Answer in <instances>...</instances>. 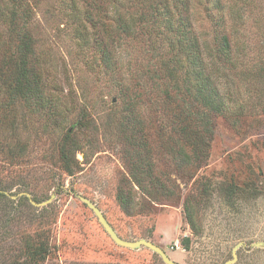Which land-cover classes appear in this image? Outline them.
<instances>
[{
	"label": "rangeland",
	"instance_id": "374dc122",
	"mask_svg": "<svg viewBox=\"0 0 264 264\" xmlns=\"http://www.w3.org/2000/svg\"><path fill=\"white\" fill-rule=\"evenodd\" d=\"M61 1L34 3L59 114H32L22 102L4 112L3 142L23 143L28 157L21 164L0 157V178L12 184L5 192L11 199H28L13 223L4 225L0 211V256L23 257L50 227L52 254L38 264H166L151 248L114 241L85 197L120 237L150 240L181 264H224L234 251L232 264H264V31L251 18L259 0L225 1L233 53L246 61L223 66L219 81L232 95L223 96L225 114L198 136L184 98L168 94L165 58L126 38L117 44L121 70L105 67L99 51L79 44ZM191 1L195 29L212 44L216 23L202 0ZM239 7L249 10L244 21L232 12ZM66 132L79 145L81 168L72 175L59 156ZM136 159L144 164L135 171L141 181L131 174ZM33 211L44 217L31 222Z\"/></svg>",
	"mask_w": 264,
	"mask_h": 264
},
{
	"label": "trees",
	"instance_id": "16d2710c",
	"mask_svg": "<svg viewBox=\"0 0 264 264\" xmlns=\"http://www.w3.org/2000/svg\"><path fill=\"white\" fill-rule=\"evenodd\" d=\"M202 1L205 12L217 27L212 44L202 41L195 29L191 0L61 2L65 5V15L71 20L79 44L88 46L90 50L94 49L93 53L99 51L105 67L114 71L121 70L123 63L117 52V44L126 45V38L149 43L157 56L165 58L168 63L167 76L172 84L169 85L172 92L168 94L174 98H184L186 118L193 123V130L198 136V133L204 135L209 131L214 116L225 114L223 96L232 95L231 91L223 92L219 81L226 75L223 66L234 69L238 65L245 66L246 61L236 57L235 51L233 53L229 17L225 13L226 0ZM40 2L41 0H0V157L12 164L24 162L28 153L27 146L23 143L14 146L8 141L3 142L4 112L8 106L22 102L32 114H40L45 110L55 114L58 112L55 100L57 96L50 91L52 80L48 76L51 72L47 66L46 47L42 46L41 36L44 32L35 17L34 3L39 5ZM258 4L255 5L256 10L251 9V18L257 29L264 31V0H259ZM245 11L249 10L239 7L232 12L235 13V18H242ZM260 71L264 74V61ZM3 96L8 97V100L1 99ZM63 119L62 116L57 122L58 126ZM130 121H133L136 128L142 127L141 120L132 118ZM78 149L75 136L66 132L60 143L59 156L63 171L69 175L81 168V161L77 158ZM149 153L148 150L147 154ZM180 154L188 161L191 158L183 148ZM147 164L146 172L153 176L155 165L152 162ZM142 166L144 164L136 159L131 174L137 181L141 180L135 171ZM11 185L4 184L0 178V211L5 215L4 222L2 220L4 225L18 218L22 200L28 199L26 196L19 197L18 200L11 199L5 193L11 190ZM120 198L123 202L126 200L123 194ZM38 217H44L43 212H30L31 222ZM42 232L38 242H31L26 246L23 257L6 262L0 256L1 264H38L46 260L52 254L50 227ZM188 241L186 239V247L189 245Z\"/></svg>",
	"mask_w": 264,
	"mask_h": 264
},
{
	"label": "water",
	"instance_id": "95a60500",
	"mask_svg": "<svg viewBox=\"0 0 264 264\" xmlns=\"http://www.w3.org/2000/svg\"><path fill=\"white\" fill-rule=\"evenodd\" d=\"M82 198L87 204H89L93 208V210L97 214L101 224L104 226L106 231L110 234L112 239L114 241H116L118 244L126 246V247H130V248H139L141 246H146V247L151 248L154 251L158 252L166 264H181L180 262L171 258L170 255L161 246L157 245L156 243H154L150 240L141 239V240L130 241V240H126V239L120 237L116 233V231L113 229V227L110 225V223L108 222L104 213L95 204H93L90 200H88L85 197H82ZM237 258H238V255H237L236 251H234L233 258L228 260L224 264H232L237 260Z\"/></svg>",
	"mask_w": 264,
	"mask_h": 264
},
{
	"label": "built area",
	"instance_id": "2783aa9c",
	"mask_svg": "<svg viewBox=\"0 0 264 264\" xmlns=\"http://www.w3.org/2000/svg\"><path fill=\"white\" fill-rule=\"evenodd\" d=\"M176 245H177V246H180V244H179V243H177Z\"/></svg>",
	"mask_w": 264,
	"mask_h": 264
}]
</instances>
